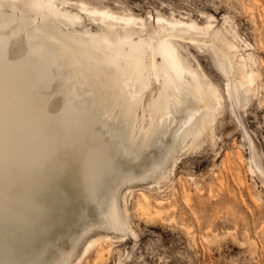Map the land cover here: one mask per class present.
Instances as JSON below:
<instances>
[{
  "label": "bare ground",
  "instance_id": "obj_1",
  "mask_svg": "<svg viewBox=\"0 0 264 264\" xmlns=\"http://www.w3.org/2000/svg\"><path fill=\"white\" fill-rule=\"evenodd\" d=\"M242 42L235 28L211 19L144 18L76 0H0V264H64L96 225L133 231L131 188L121 191L123 184L151 179L161 188L180 150L214 137L225 111L247 126L240 110L253 104L261 73ZM193 47L210 53L222 85ZM252 137L248 167L264 181ZM166 201L142 193L134 206L163 221L174 205ZM74 208L89 219L68 237L60 228ZM88 234L87 250L99 243L98 264L109 234ZM28 247L25 262L11 257Z\"/></svg>",
  "mask_w": 264,
  "mask_h": 264
},
{
  "label": "rangeland",
  "instance_id": "obj_2",
  "mask_svg": "<svg viewBox=\"0 0 264 264\" xmlns=\"http://www.w3.org/2000/svg\"><path fill=\"white\" fill-rule=\"evenodd\" d=\"M76 1H85L90 6L107 8L118 14L134 13L146 18L149 13H159L171 19H193L200 24L211 19L216 26H232L250 44L244 48L245 52L255 59L256 68L261 73L253 104L239 112L246 123L244 126L247 125L245 128L225 111L226 115L223 113L220 119L218 117L214 137L205 136L195 146L186 145L180 150L176 166L174 161L171 164L174 173L163 179L161 188L151 179L122 185L121 191L131 188L126 200L133 231H116L106 225H96L87 232L90 235L98 231L109 234L104 242H108L111 248L98 264H264V181L250 172L247 162L250 155L248 137L253 136L264 165V11L261 9L264 0ZM72 10L79 11L77 8ZM245 42H242L244 46ZM190 50L212 80L222 85L223 77L214 69L210 53L194 47ZM235 161H239L237 166ZM238 173L244 177L245 183L240 181ZM259 191L263 195L261 201L256 200ZM142 193L151 200L165 198L168 204L175 206L164 210L163 221L147 219L134 206L137 196ZM78 200L82 203L81 199ZM74 211L76 214L70 218L71 222L64 223L69 227L63 225L60 228L68 237L77 236L89 219H83L77 209ZM89 214L94 213L89 211ZM87 233L77 239L75 256L78 257L74 256L64 264H93L99 243L87 250ZM30 256V247L21 255L11 253V257L20 262Z\"/></svg>",
  "mask_w": 264,
  "mask_h": 264
}]
</instances>
